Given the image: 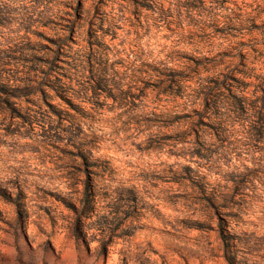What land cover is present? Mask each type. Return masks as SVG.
<instances>
[{"label":"rangeland","instance_id":"374dc122","mask_svg":"<svg viewBox=\"0 0 264 264\" xmlns=\"http://www.w3.org/2000/svg\"><path fill=\"white\" fill-rule=\"evenodd\" d=\"M0 264H264V0H0Z\"/></svg>","mask_w":264,"mask_h":264}]
</instances>
